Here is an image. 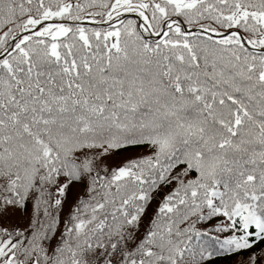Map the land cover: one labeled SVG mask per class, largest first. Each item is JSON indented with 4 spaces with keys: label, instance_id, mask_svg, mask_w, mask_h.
Here are the masks:
<instances>
[{
    "label": "snow or ice",
    "instance_id": "1",
    "mask_svg": "<svg viewBox=\"0 0 264 264\" xmlns=\"http://www.w3.org/2000/svg\"><path fill=\"white\" fill-rule=\"evenodd\" d=\"M264 264V0H0V264Z\"/></svg>",
    "mask_w": 264,
    "mask_h": 264
},
{
    "label": "rangeland",
    "instance_id": "2",
    "mask_svg": "<svg viewBox=\"0 0 264 264\" xmlns=\"http://www.w3.org/2000/svg\"><path fill=\"white\" fill-rule=\"evenodd\" d=\"M220 264H227V262H221Z\"/></svg>",
    "mask_w": 264,
    "mask_h": 264
},
{
    "label": "trees",
    "instance_id": "3",
    "mask_svg": "<svg viewBox=\"0 0 264 264\" xmlns=\"http://www.w3.org/2000/svg\"><path fill=\"white\" fill-rule=\"evenodd\" d=\"M221 262H223V261H221ZM221 262H218V264L221 263Z\"/></svg>",
    "mask_w": 264,
    "mask_h": 264
}]
</instances>
